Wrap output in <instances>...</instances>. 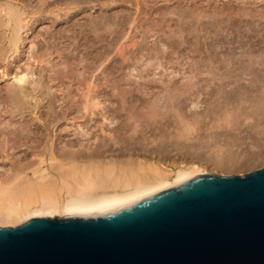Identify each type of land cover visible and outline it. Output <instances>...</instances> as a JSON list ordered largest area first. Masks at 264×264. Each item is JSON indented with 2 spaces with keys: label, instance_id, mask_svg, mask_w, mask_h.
Here are the masks:
<instances>
[{
  "label": "bare ground",
  "instance_id": "1",
  "mask_svg": "<svg viewBox=\"0 0 264 264\" xmlns=\"http://www.w3.org/2000/svg\"><path fill=\"white\" fill-rule=\"evenodd\" d=\"M161 1L0 0L1 226L102 214L207 160L231 167L217 137L236 138L216 128L252 113L240 130L264 139V33L222 17L256 15L254 0Z\"/></svg>",
  "mask_w": 264,
  "mask_h": 264
},
{
  "label": "water",
  "instance_id": "2",
  "mask_svg": "<svg viewBox=\"0 0 264 264\" xmlns=\"http://www.w3.org/2000/svg\"><path fill=\"white\" fill-rule=\"evenodd\" d=\"M0 264H264V168L198 175L102 214L0 226Z\"/></svg>",
  "mask_w": 264,
  "mask_h": 264
},
{
  "label": "rangeland",
  "instance_id": "3",
  "mask_svg": "<svg viewBox=\"0 0 264 264\" xmlns=\"http://www.w3.org/2000/svg\"><path fill=\"white\" fill-rule=\"evenodd\" d=\"M158 3L157 4H161L163 3L161 0H157ZM175 1V0H173ZM190 1V0H189ZM188 0H186V3L187 4H193V3H189ZM196 1V0H194ZM192 2V1H190ZM203 4L207 5L206 3V0H202ZM221 2H224V3H227L226 5L228 6H232V9H237V8H240L242 6V2L240 1H236V0H211L210 1V4H209V7L212 8L213 5L215 4H218V3H221ZM251 7H252V12L256 13V15H238V14H231V15H226L224 14L222 17H223V23L227 20V19H236V18H241L244 22H249L250 25L254 28V31H251L250 29L248 30V34L252 37H255L257 38L260 34H257L258 31H260V33H264V29H263V25H264V14L261 12L260 14H257V10L261 9V10H264V0H254V2L251 4ZM218 16V15H217ZM244 31H242L243 33ZM223 34H227V35H231L232 32L230 30H224L223 31ZM241 34V33H240ZM218 51H220V48H218ZM237 51H239L237 49ZM237 55H239V52H236ZM184 59H191V58H187V54L184 53ZM253 55H261L262 52L258 51V50H255L252 52ZM190 61V60H189ZM188 61V62H189ZM183 62H187L185 60H183ZM168 65H170L168 63ZM171 68V67H170ZM133 77V76H132ZM255 113H252L248 116H244L242 117L243 119V122L240 123V124H237L238 120H234V121H231V122H228V123H224V125L220 126L219 128H216L217 130L219 131H224L223 133H225L227 135L230 134L232 136H234L235 141H232L231 142V145L230 144H226L225 143H222V141L224 140L222 137L223 136H218V138H220V146L216 148L218 149L217 152L222 154V155H229V154H232V155H235V157L237 158V162L231 166V167H228L226 168L225 166H218V164H214L213 162H208L205 161L204 164L205 167L208 169L206 173H216V174H219V175H232V174H235V175H244L245 173H248L252 170H257V169H261V168H264V152L262 155L260 154H257L256 152H258V150H260L259 148H261L260 146H262L264 144V139H258V141L256 142H251V139H249L248 137H244L245 136V132L244 131H241L240 130V127L241 128H245V129H248L250 127V125H252L254 123V121L256 120L255 118ZM230 131V132H228ZM196 131L193 132V134H196L195 133ZM240 133V134H239ZM244 135H243V134ZM234 134V135H233ZM224 135V134H223ZM227 135V136H228ZM236 136V137H235ZM238 136V137H237ZM246 139L244 142L241 138ZM225 138V137H224ZM241 139V140H240ZM237 140V141H236ZM213 141V139H212ZM230 142V141H229ZM259 142V143H257ZM234 143V144H232ZM239 143V144H238ZM258 144L259 146H255V144ZM263 143V144H262ZM238 144V145H237ZM264 150V147L262 148ZM203 150H205L203 148ZM209 149H206L204 151V154L202 156H207V158L209 159L208 156H211L210 154H213L215 151H208ZM234 151V154L231 153L232 151ZM212 152V153H211ZM237 152V153H236ZM210 161V160H209ZM213 163V164H212ZM54 216H60V217H64L66 215H60V214H55L53 216H47V217H54ZM42 217V216H40ZM1 226V225H0ZM5 226H11V225H5Z\"/></svg>",
  "mask_w": 264,
  "mask_h": 264
}]
</instances>
